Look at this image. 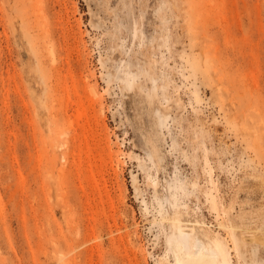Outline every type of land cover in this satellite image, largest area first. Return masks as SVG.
Returning a JSON list of instances; mask_svg holds the SVG:
<instances>
[{
    "label": "rangeland",
    "instance_id": "obj_1",
    "mask_svg": "<svg viewBox=\"0 0 264 264\" xmlns=\"http://www.w3.org/2000/svg\"><path fill=\"white\" fill-rule=\"evenodd\" d=\"M180 238L264 264V0H0V264Z\"/></svg>",
    "mask_w": 264,
    "mask_h": 264
},
{
    "label": "bare ground",
    "instance_id": "obj_2",
    "mask_svg": "<svg viewBox=\"0 0 264 264\" xmlns=\"http://www.w3.org/2000/svg\"><path fill=\"white\" fill-rule=\"evenodd\" d=\"M178 230L183 232L180 224ZM173 248L175 264H229L228 250L219 239L212 240L207 245L201 242L187 245L186 241L180 238L174 240ZM214 248L218 252H215Z\"/></svg>",
    "mask_w": 264,
    "mask_h": 264
}]
</instances>
